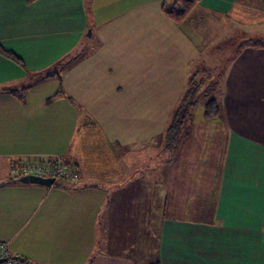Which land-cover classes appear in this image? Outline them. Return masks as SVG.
I'll return each instance as SVG.
<instances>
[{
  "label": "crops",
  "instance_id": "crops-1",
  "mask_svg": "<svg viewBox=\"0 0 264 264\" xmlns=\"http://www.w3.org/2000/svg\"><path fill=\"white\" fill-rule=\"evenodd\" d=\"M174 3L0 0V242L12 256L264 264V37L223 43L230 57L211 67L219 114L206 119L204 110L186 123L161 163L203 53L191 26L205 18L176 23L167 15ZM196 5L222 32L229 22L243 33L264 24V0ZM35 156L63 158L79 182L47 187L11 176Z\"/></svg>",
  "mask_w": 264,
  "mask_h": 264
},
{
  "label": "rangeland",
  "instance_id": "rangeland-1",
  "mask_svg": "<svg viewBox=\"0 0 264 264\" xmlns=\"http://www.w3.org/2000/svg\"><path fill=\"white\" fill-rule=\"evenodd\" d=\"M193 12H195L196 14H192ZM191 15L196 16L197 18H203V17L205 18L202 23L200 22L198 23L197 21H195L193 25L191 26L193 30L192 31L193 36L197 37L198 43H201V49L203 53L201 52L202 55L200 59H197V61H194L195 64H193L194 67L192 69V74L191 76H189V79L186 82L187 84L186 86L187 88H185L186 91L189 89V85L191 83L190 81H192L193 79L195 80L197 84L203 82L202 90L205 89L206 84L207 85L210 84L209 85L210 88L211 86L215 87L216 76L212 75L215 71L214 70L215 68L212 69L211 67H214L217 64V60L220 57L224 56V59H226V56H229L231 54V50L229 49L231 48V46H226L223 44L224 42H226L227 39L232 37V39L234 40L236 37H238L239 35L238 33H240L241 35L243 34L240 38L241 41L245 40L243 37L252 38V36L255 35L256 33L257 34L255 37L257 38L264 37V24L251 25L249 29H244L245 33H243V30H240L239 28L234 27L233 23L229 22L227 29L226 30L224 29L222 32L220 28L221 22L215 16L206 14L205 12L201 11V9H199L196 4L193 6L191 12L189 13L186 19L193 18L191 17ZM217 22H219V25ZM254 30L255 32H253ZM220 32H222L221 36H220ZM247 34L248 36H245ZM217 38H220V40H217ZM248 41L250 40L248 39ZM205 42H209V43L205 44ZM243 46L245 47L246 45L239 46V48L241 49V47ZM234 48L237 49L238 45H235ZM186 91L183 93V96L185 95ZM211 98H212V95L208 98V97H203V94L200 93L196 101L197 106L192 109L191 113L189 112L190 116H188L187 114L188 117L186 118L185 121L189 124V122L193 121L192 119H195V122L197 123L199 119L202 117V114L205 110L206 102L211 100ZM214 98L216 99L217 95H215ZM195 139L196 138H192L191 142L193 143ZM168 143L169 141L166 140L164 142V146L160 148L161 154L159 155V157L161 158V163H163L164 154L167 153V151L174 149V147L168 148ZM175 143H177V141ZM178 160H180V158H178L177 161Z\"/></svg>",
  "mask_w": 264,
  "mask_h": 264
},
{
  "label": "trees",
  "instance_id": "trees-1",
  "mask_svg": "<svg viewBox=\"0 0 264 264\" xmlns=\"http://www.w3.org/2000/svg\"><path fill=\"white\" fill-rule=\"evenodd\" d=\"M195 4H197V0H175L173 7L167 12V15L176 23H181L188 17L189 13L191 12ZM1 53L8 59L18 64L22 63L11 52H6V51L1 50ZM190 82L191 83L189 85V89L186 91L179 105L175 109L171 124L166 132V140L169 141L168 143L169 147L173 146V144L177 141L179 136L181 134H184L185 129L188 127V126L185 127L187 123L185 120L188 116H190L192 109L197 106L196 101H197L198 95L202 93L203 97H208V98L211 95H214L213 90L215 88L213 86H211V88L209 86L205 88L204 90H202V87H203L202 82L197 84L194 79ZM218 114H219L218 104L215 99L211 98V100H209L205 106V117L206 119H212L216 117ZM64 161L66 162V160ZM66 163L70 166H73V164L69 162H66Z\"/></svg>",
  "mask_w": 264,
  "mask_h": 264
},
{
  "label": "built area",
  "instance_id": "built-area-1",
  "mask_svg": "<svg viewBox=\"0 0 264 264\" xmlns=\"http://www.w3.org/2000/svg\"><path fill=\"white\" fill-rule=\"evenodd\" d=\"M11 176L14 179L23 177L53 178L55 182L63 181L76 184L79 181L77 170L68 165L61 157H27L20 159L15 167L11 169ZM0 264H30L26 261H19L11 254L10 244L0 242Z\"/></svg>",
  "mask_w": 264,
  "mask_h": 264
},
{
  "label": "water",
  "instance_id": "water-1",
  "mask_svg": "<svg viewBox=\"0 0 264 264\" xmlns=\"http://www.w3.org/2000/svg\"><path fill=\"white\" fill-rule=\"evenodd\" d=\"M21 181L24 183H33V184H39L47 187H51L55 184V180L53 178H41V177H23L21 178ZM17 260L24 261L21 257H15Z\"/></svg>",
  "mask_w": 264,
  "mask_h": 264
}]
</instances>
